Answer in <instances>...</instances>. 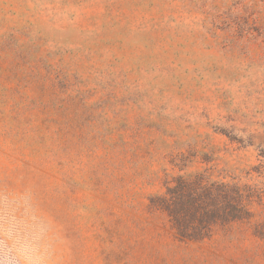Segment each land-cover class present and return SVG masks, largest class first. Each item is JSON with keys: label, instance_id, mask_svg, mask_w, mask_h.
I'll list each match as a JSON object with an SVG mask.
<instances>
[{"label": "rangeland", "instance_id": "1", "mask_svg": "<svg viewBox=\"0 0 264 264\" xmlns=\"http://www.w3.org/2000/svg\"><path fill=\"white\" fill-rule=\"evenodd\" d=\"M0 264H264V0H0Z\"/></svg>", "mask_w": 264, "mask_h": 264}, {"label": "trees", "instance_id": "2", "mask_svg": "<svg viewBox=\"0 0 264 264\" xmlns=\"http://www.w3.org/2000/svg\"><path fill=\"white\" fill-rule=\"evenodd\" d=\"M214 189L216 194H214ZM250 195V192H243L242 187L237 183H221L216 188H208L204 197L208 200H214L215 203L212 209L205 208L203 210L207 220L203 219L198 224L189 225L191 230L185 227L187 224L181 226V222L176 220L175 227L178 234L182 238H188L190 240H203L211 235L213 227L218 222L226 223L249 219L251 217L249 205L253 198ZM209 210L213 211L211 212ZM182 211L186 213L190 212L187 208H183ZM172 213L174 217L177 215L175 209H172Z\"/></svg>", "mask_w": 264, "mask_h": 264}]
</instances>
